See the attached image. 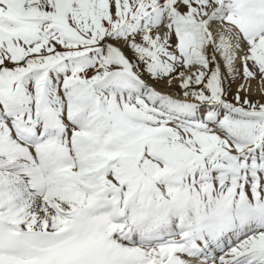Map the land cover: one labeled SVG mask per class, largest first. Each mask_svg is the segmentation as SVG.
<instances>
[{
    "label": "snow or ice",
    "instance_id": "1",
    "mask_svg": "<svg viewBox=\"0 0 264 264\" xmlns=\"http://www.w3.org/2000/svg\"><path fill=\"white\" fill-rule=\"evenodd\" d=\"M0 264H264V0H0Z\"/></svg>",
    "mask_w": 264,
    "mask_h": 264
}]
</instances>
